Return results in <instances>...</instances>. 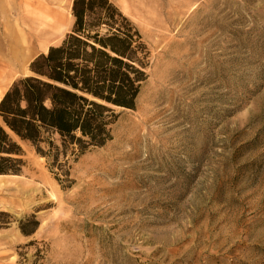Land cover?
Returning <instances> with one entry per match:
<instances>
[{
  "label": "rangeland",
  "instance_id": "374dc122",
  "mask_svg": "<svg viewBox=\"0 0 264 264\" xmlns=\"http://www.w3.org/2000/svg\"><path fill=\"white\" fill-rule=\"evenodd\" d=\"M112 1L151 51L136 108L71 156L70 186L24 144L0 174V264H264V0ZM72 5L0 0V97Z\"/></svg>",
  "mask_w": 264,
  "mask_h": 264
},
{
  "label": "trees",
  "instance_id": "16d2710c",
  "mask_svg": "<svg viewBox=\"0 0 264 264\" xmlns=\"http://www.w3.org/2000/svg\"><path fill=\"white\" fill-rule=\"evenodd\" d=\"M72 15L63 41L0 100V174L23 172L27 144L70 186L71 156L113 139L116 107L136 108L151 56L138 27L112 0H73Z\"/></svg>",
  "mask_w": 264,
  "mask_h": 264
},
{
  "label": "crops",
  "instance_id": "0c3cea01",
  "mask_svg": "<svg viewBox=\"0 0 264 264\" xmlns=\"http://www.w3.org/2000/svg\"><path fill=\"white\" fill-rule=\"evenodd\" d=\"M49 33H50V32H48V31L41 30V31H40V34L37 35V37L34 36L32 39H31V38L29 39V38L26 36V42L23 43V44H20V46H22V50L25 51L26 49H28L27 47H28V45L32 42L33 39L39 38V39H41V40H46V38L50 35ZM30 55H32V52H31ZM3 95H4V92H2V94H1V97H0L1 99H2Z\"/></svg>",
  "mask_w": 264,
  "mask_h": 264
},
{
  "label": "bare ground",
  "instance_id": "6f19581e",
  "mask_svg": "<svg viewBox=\"0 0 264 264\" xmlns=\"http://www.w3.org/2000/svg\"><path fill=\"white\" fill-rule=\"evenodd\" d=\"M20 37H22V36L19 35V38H20ZM15 39H16V38H15ZM16 43H17V42H16ZM22 43H23V42H22Z\"/></svg>",
  "mask_w": 264,
  "mask_h": 264
}]
</instances>
